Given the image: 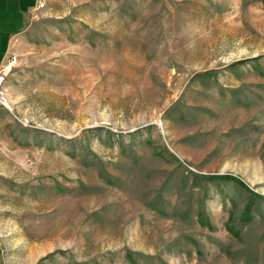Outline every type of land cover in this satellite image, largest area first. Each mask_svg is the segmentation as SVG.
Listing matches in <instances>:
<instances>
[{
    "label": "rangeland",
    "instance_id": "1",
    "mask_svg": "<svg viewBox=\"0 0 264 264\" xmlns=\"http://www.w3.org/2000/svg\"><path fill=\"white\" fill-rule=\"evenodd\" d=\"M2 68L0 264H264V0H38Z\"/></svg>",
    "mask_w": 264,
    "mask_h": 264
},
{
    "label": "crops",
    "instance_id": "2",
    "mask_svg": "<svg viewBox=\"0 0 264 264\" xmlns=\"http://www.w3.org/2000/svg\"><path fill=\"white\" fill-rule=\"evenodd\" d=\"M37 2L38 0H0V68L11 40L21 33L27 14Z\"/></svg>",
    "mask_w": 264,
    "mask_h": 264
},
{
    "label": "built area",
    "instance_id": "3",
    "mask_svg": "<svg viewBox=\"0 0 264 264\" xmlns=\"http://www.w3.org/2000/svg\"><path fill=\"white\" fill-rule=\"evenodd\" d=\"M4 80H5V72L1 67L0 68V104L1 105H6V99L3 92Z\"/></svg>",
    "mask_w": 264,
    "mask_h": 264
},
{
    "label": "trees",
    "instance_id": "4",
    "mask_svg": "<svg viewBox=\"0 0 264 264\" xmlns=\"http://www.w3.org/2000/svg\"><path fill=\"white\" fill-rule=\"evenodd\" d=\"M213 178L233 181L237 183L239 186L245 187V185L238 178L231 175L214 176Z\"/></svg>",
    "mask_w": 264,
    "mask_h": 264
}]
</instances>
